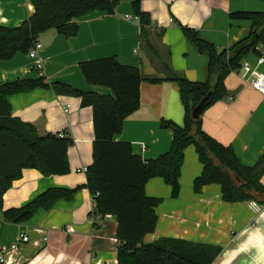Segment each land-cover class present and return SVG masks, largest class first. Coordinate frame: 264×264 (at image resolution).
I'll list each match as a JSON object with an SVG mask.
<instances>
[{
  "label": "crops",
  "instance_id": "obj_1",
  "mask_svg": "<svg viewBox=\"0 0 264 264\" xmlns=\"http://www.w3.org/2000/svg\"><path fill=\"white\" fill-rule=\"evenodd\" d=\"M120 0L113 14L94 11L76 23L78 32L65 38L48 30L37 39L42 70L36 71L27 54L0 59V86L18 80L43 79L46 88L8 97L14 117L32 124L38 136H69L70 172L63 176H43L25 169L2 198L0 210V264H117L116 222L111 216L96 219L95 204L86 188L85 170L92 163V109L82 107L80 98L54 92L52 85L88 94L112 96L109 89L86 83L79 64L114 57L121 65L136 67L144 81L140 84V106L128 116L114 141L128 142L132 153L143 161L157 158L170 147L172 131L162 128L167 121L182 126L184 109L176 84L164 79L160 61L142 48L141 28L132 3ZM140 11L148 13V39L167 59L171 70L192 82L208 80L207 58L184 37L181 27L195 29L219 50L245 38L251 22L229 18L235 12H264L262 0H139ZM33 7L28 0H0V26L15 28L28 20ZM163 33H160V31ZM250 53L243 61L264 74V63ZM242 61V62H243ZM228 96L202 115V130L218 143L233 149L241 165H255L264 152V95L247 85L240 72H231L224 81ZM228 98H232L229 100ZM202 166L192 146L184 152L180 168L179 193L162 179H150L144 188L147 197L161 200L157 222L144 243L161 238L179 239L221 248L212 264H264V205L253 201L226 203L220 187L206 185L194 192L193 180ZM264 184V175L261 178ZM73 190L69 200H58L50 209H38L24 223L12 222L18 210L48 189ZM255 203L256 208L251 206ZM20 235V242L12 252Z\"/></svg>",
  "mask_w": 264,
  "mask_h": 264
},
{
  "label": "trees",
  "instance_id": "obj_2",
  "mask_svg": "<svg viewBox=\"0 0 264 264\" xmlns=\"http://www.w3.org/2000/svg\"><path fill=\"white\" fill-rule=\"evenodd\" d=\"M33 13L19 27L0 26V59L10 60L17 53L28 54L39 35L54 30L65 38L78 32L76 21L94 11L113 14L120 0H28ZM264 1V0H262ZM141 28L142 48L160 61L164 79H149L150 83L163 81L177 85L184 109L183 125L162 121L161 127L172 131L168 151L157 158L143 161L132 153L128 142L114 141L122 132L124 120L140 106V84L144 81L136 67L121 65L114 57L85 61L79 69L89 85L111 91L112 96L82 93L63 85L53 84L56 93L80 98L81 106L92 109V163L85 170L86 188L95 204L94 215H109L117 226L115 237L117 264H212L221 248L179 239L161 238L144 243V237L154 232L156 209L161 200L147 197L146 183L160 178L171 189V198L180 190V168L185 150L192 146L202 169L193 180L194 192L206 185L220 187L226 203L253 201L264 205V152L251 167L240 164L233 149L224 146L202 130V115L215 103L228 96L224 81L239 70L250 53L264 59V12H235L229 18L251 22L245 38L227 49L219 50L198 31L181 27L186 40L207 58L208 80L192 82L174 73L167 59H159L158 51L150 43L145 28L151 25L148 13L140 11L139 0L132 3ZM160 33H163L161 30ZM261 48L260 51L256 48ZM43 79L18 80L0 86V210L2 198L12 183L20 179L25 169L37 170L43 176H63L70 172L67 151L72 145L69 136L47 134L38 136L35 127L14 117L8 97L46 88ZM211 90V98L197 119L191 116L195 107ZM73 190L48 189L24 207L7 211L14 215L12 222L24 223L42 208L50 209L58 200H69Z\"/></svg>",
  "mask_w": 264,
  "mask_h": 264
},
{
  "label": "built area",
  "instance_id": "obj_3",
  "mask_svg": "<svg viewBox=\"0 0 264 264\" xmlns=\"http://www.w3.org/2000/svg\"><path fill=\"white\" fill-rule=\"evenodd\" d=\"M41 48V46L36 43L34 47L28 52L27 56L30 60L33 61V65L36 71H41L42 70V62L38 56V50ZM256 50L260 51L261 48H256ZM257 63L258 64H263L264 59L263 57H258L257 58ZM241 74V78L244 80V82L249 85L251 88L255 89L262 95H264V74L258 72L256 69H253L249 63L246 61H243L241 63V66L238 70ZM229 100H232V98H228ZM251 206L256 208L255 203H251ZM109 216V215H106ZM100 215L96 216V219H99ZM20 242H27V237L20 235L17 241L10 246V250L12 252H16L18 250V245ZM3 254L4 251L0 250V262H4L3 259Z\"/></svg>",
  "mask_w": 264,
  "mask_h": 264
},
{
  "label": "water",
  "instance_id": "obj_4",
  "mask_svg": "<svg viewBox=\"0 0 264 264\" xmlns=\"http://www.w3.org/2000/svg\"><path fill=\"white\" fill-rule=\"evenodd\" d=\"M210 98H211V90L195 107L191 109V116L193 119L199 118V116L202 114L203 110L205 109L206 105L209 103Z\"/></svg>",
  "mask_w": 264,
  "mask_h": 264
}]
</instances>
